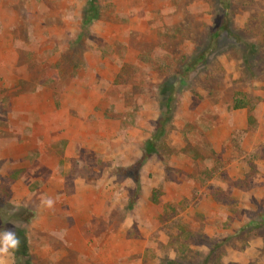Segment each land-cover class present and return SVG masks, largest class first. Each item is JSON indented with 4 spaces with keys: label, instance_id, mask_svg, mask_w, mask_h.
<instances>
[{
    "label": "rangeland",
    "instance_id": "1",
    "mask_svg": "<svg viewBox=\"0 0 264 264\" xmlns=\"http://www.w3.org/2000/svg\"><path fill=\"white\" fill-rule=\"evenodd\" d=\"M87 2L0 0L14 264H264V0Z\"/></svg>",
    "mask_w": 264,
    "mask_h": 264
},
{
    "label": "clouds",
    "instance_id": "2",
    "mask_svg": "<svg viewBox=\"0 0 264 264\" xmlns=\"http://www.w3.org/2000/svg\"><path fill=\"white\" fill-rule=\"evenodd\" d=\"M51 205L52 201H47ZM20 240L13 231L0 232V264H14V252L18 250Z\"/></svg>",
    "mask_w": 264,
    "mask_h": 264
},
{
    "label": "trees",
    "instance_id": "3",
    "mask_svg": "<svg viewBox=\"0 0 264 264\" xmlns=\"http://www.w3.org/2000/svg\"><path fill=\"white\" fill-rule=\"evenodd\" d=\"M95 12H96V9L94 8V4H93L92 0H88L86 8L84 9V11L82 13V18H81V22H82L83 26H87L88 24H90L92 21H94L96 19ZM170 102H171V99L168 98L166 100V102H165L164 108H163L162 113H161V117H162V119L164 121H170V119L172 117V115H171L172 114V109H171V107L169 105ZM234 107L235 108H242L243 104L237 102V100H236L235 103H234ZM20 255L16 254L14 252V256L16 257V261H19L18 257Z\"/></svg>",
    "mask_w": 264,
    "mask_h": 264
}]
</instances>
